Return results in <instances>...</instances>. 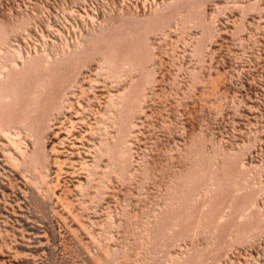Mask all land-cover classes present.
<instances>
[{
	"label": "rangeland",
	"instance_id": "rangeland-1",
	"mask_svg": "<svg viewBox=\"0 0 264 264\" xmlns=\"http://www.w3.org/2000/svg\"><path fill=\"white\" fill-rule=\"evenodd\" d=\"M0 264H264V0H0Z\"/></svg>",
	"mask_w": 264,
	"mask_h": 264
}]
</instances>
